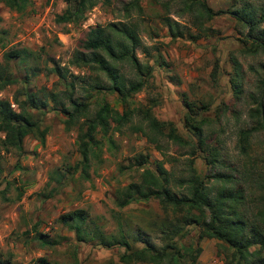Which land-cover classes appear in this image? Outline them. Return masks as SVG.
<instances>
[{
	"label": "rangeland",
	"instance_id": "374dc122",
	"mask_svg": "<svg viewBox=\"0 0 264 264\" xmlns=\"http://www.w3.org/2000/svg\"><path fill=\"white\" fill-rule=\"evenodd\" d=\"M127 1L109 0L104 4L98 0L79 25L54 22V15L65 7L63 0H30L20 13L0 3V61L2 53L10 48L31 52L23 61L18 58L9 61L16 81L0 89V98L11 100L27 90L40 98L53 92L63 100V84L49 70L55 63L79 74L81 79H74L73 96L88 99L90 86L97 81L105 84L106 78L92 69L73 67L69 59L89 26L125 21L122 5ZM204 1L212 10H227L235 2L240 5L245 1L253 8L264 4V0ZM140 5L142 14L131 11L128 19L138 26L141 45L135 55L140 62L152 66V77L132 95L128 106L153 103L151 111L158 120L171 121L184 139L195 142L184 124L185 102L189 103L192 114L204 119L202 137L206 148L195 147V153L190 154L189 146L160 139L156 149L141 132L131 130L132 125L145 130L140 117L133 114L120 131H111V144L101 140V161H92L88 178L84 179L78 169L69 167L79 158L75 129L65 130L63 116L48 102L38 113L40 126L47 129L44 143L41 145L28 135L21 150L0 151V253L10 255L12 264H41L38 258H44L47 264H121L118 255L122 247L105 248L95 241H77L73 231L57 221L59 214L74 208L84 209L105 233H114L116 221L120 220L127 234L143 231L148 235L141 236L149 237L159 246L160 233L149 228L151 221L163 216L154 199L132 201L122 208L113 202L114 188L138 180L140 170L134 162L139 153L147 155L150 163H162L170 187L177 192H184L189 162L200 175L227 173L238 178L240 184L253 179L264 165V133H251L246 155L240 151L239 140L240 131L254 125L251 109L258 95L257 79L263 72L264 53L247 52L248 44L242 38L245 30L228 13L203 20L199 26L191 15L182 12L177 0H140ZM164 18L175 21V28L182 34L172 37ZM261 27L264 28V21ZM232 60L239 69L238 97L233 96L229 82ZM119 67L125 78H134L130 67ZM100 97L101 94L89 97L90 114L97 107L92 100ZM104 99L110 104L116 102L113 94H105ZM208 152L216 159L211 165L205 161L210 157ZM252 201L250 196L243 206H252ZM33 226L46 234L45 239H54L56 243L41 245L33 238ZM188 230L178 239L180 245L196 241V231L191 227ZM133 245L141 246L139 242ZM198 245L200 264H223L216 239L202 238Z\"/></svg>",
	"mask_w": 264,
	"mask_h": 264
},
{
	"label": "trees",
	"instance_id": "16d2710c",
	"mask_svg": "<svg viewBox=\"0 0 264 264\" xmlns=\"http://www.w3.org/2000/svg\"><path fill=\"white\" fill-rule=\"evenodd\" d=\"M65 7L54 15L56 24L79 25L86 17V11L92 8L98 0H63ZM183 13L191 15L200 26L203 20L209 21L215 15L228 13L242 27L243 43L248 44L247 52L264 53V4L253 8L243 2L240 5L231 3L227 10H212L204 0H177ZM108 4L109 0H102ZM4 6L14 12H23L30 0H0ZM125 21L118 19L104 24L89 26L74 50L69 64L77 69L89 68L102 73L106 83L99 81L90 86L85 100L73 96L74 79L80 78L66 66L53 64L49 70L63 84L61 93L63 100L56 98L53 92H46L44 98L36 96L27 90H22L11 100L0 98V151L9 152L12 149L21 150L25 136H34L42 145L47 132L40 126L39 111L53 105L62 116L65 130L75 129V144L78 160L69 166L78 169L79 175L87 179L88 168L93 160L101 161L99 156L101 140L111 144V131H120L128 124L133 114H137L145 124L131 126L134 132H141L147 142L158 149V140L166 139L172 143L189 146L190 154L206 148L202 137L204 119L192 114L189 103L184 115V124L196 141L184 139L175 125L169 120H158L152 113V104L129 107V99L141 90L147 78L152 77V66L139 61L135 50L141 45L137 34V22L129 20L131 11L142 14L140 0H128L122 5ZM164 23L172 37L181 35L175 26V21L164 18ZM31 54L25 48H10L2 53L0 61V89L16 81L9 61L13 58L25 60ZM126 65L134 73V78H125L120 67ZM233 73L229 82L233 96L238 97L241 91L239 69L232 60ZM33 70V68H31ZM71 77V78H69ZM258 95L254 101L251 115L254 125L240 131V151L246 155L248 139L253 131L264 133V67L262 75L257 79ZM94 98L96 109L89 113L91 101ZM105 94H113L115 103L110 104L104 99ZM91 99V98H90ZM120 105V107H116ZM112 123V124H111ZM98 136V137H97ZM195 143V144H194ZM209 153V152H208ZM205 158L207 164H213L216 159L209 153ZM1 160V159H0ZM134 165L139 169L137 181H130L113 190V202L122 208L132 201H147L154 199L163 212L159 220L149 223L160 233L161 244L155 245L149 237L141 236L147 233L135 231L127 234L120 220L116 221L114 233H105L82 208H74L57 216V221L65 228L73 231L77 241H95L105 248L118 245L122 252L118 255L121 264H200L197 257L200 252L198 242L202 238H214L220 246L223 264H264V165L251 180L239 183V179L231 174L217 173L200 175L192 166H188V174L183 180L184 192H177L169 185L168 172L161 162H148V156L137 154ZM67 167V169H69ZM2 167L0 161V179ZM209 179H213L210 183ZM7 183V182H6ZM216 183V184H215ZM20 193H18L19 197ZM253 196L252 206L244 207V200ZM191 227L196 231L194 244L180 245L178 239L188 233ZM33 238L41 245H53L54 239H45L46 234L33 226ZM130 238V239H129ZM139 242L140 247H135ZM39 263L47 264L44 258H38ZM0 264H12L10 255L2 256Z\"/></svg>",
	"mask_w": 264,
	"mask_h": 264
}]
</instances>
